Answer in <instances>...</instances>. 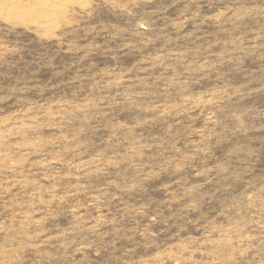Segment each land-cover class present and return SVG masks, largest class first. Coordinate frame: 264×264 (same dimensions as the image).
Here are the masks:
<instances>
[{
	"label": "rangeland",
	"instance_id": "374dc122",
	"mask_svg": "<svg viewBox=\"0 0 264 264\" xmlns=\"http://www.w3.org/2000/svg\"><path fill=\"white\" fill-rule=\"evenodd\" d=\"M0 264H264V0H0Z\"/></svg>",
	"mask_w": 264,
	"mask_h": 264
}]
</instances>
